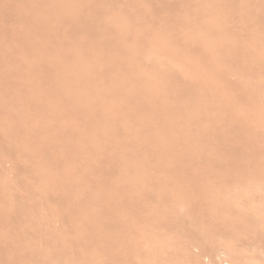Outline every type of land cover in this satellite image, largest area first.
<instances>
[{"label":"rangeland","instance_id":"1","mask_svg":"<svg viewBox=\"0 0 264 264\" xmlns=\"http://www.w3.org/2000/svg\"><path fill=\"white\" fill-rule=\"evenodd\" d=\"M99 12L105 16L93 19L94 25L113 28L110 17L117 15L126 20L119 30L128 41L136 44L137 37L143 38L137 63L149 71V78L162 83L174 112L189 117L178 121V129L202 141L199 164L190 166L177 151L168 152L167 157L177 161L185 193L166 198L154 191L124 199L126 222L115 226L123 246L114 256L90 253L75 238L82 230L80 207L40 198L33 187L45 184V179L5 130L3 119L28 109L30 99L4 95L0 187L12 204L26 202L23 209L5 210L9 218L23 220L30 238L9 245L12 253L23 254L18 264H264V0H118L99 7ZM170 30L175 32L169 35L173 47L187 48L192 60L203 65L209 66L203 39L226 38L223 46L235 48L238 56L216 65L217 71H210L204 83L192 85L180 61L156 44L155 33ZM24 63L14 62L10 77L16 79ZM169 70L172 80L166 77ZM135 104L124 100L123 107L133 109ZM149 133L140 129L129 136L153 153L155 148L145 139ZM206 157L209 168L202 165ZM147 161L152 168L161 165ZM129 178L124 181L130 183ZM95 182V175L87 181L90 186ZM80 200L90 204L82 195ZM32 213L35 221L30 220ZM101 225L106 229L104 221Z\"/></svg>","mask_w":264,"mask_h":264},{"label":"bare ground","instance_id":"2","mask_svg":"<svg viewBox=\"0 0 264 264\" xmlns=\"http://www.w3.org/2000/svg\"><path fill=\"white\" fill-rule=\"evenodd\" d=\"M117 1L0 0V70L4 71L0 109L4 95L31 101L28 109L3 119L7 135L17 140L35 163V172L45 179V184L33 187L40 198L80 207V226L87 240L80 230L75 236L78 245L90 253L112 256L123 246L115 228L127 218L121 202L154 191L166 198L185 193L177 161L170 160L168 152L177 151L180 159L196 167L203 151L201 140L178 129V121L189 117L174 112L162 93V83L149 78V71L137 63L144 51L143 38L137 37L136 44L128 41L119 30L126 20L117 15L110 17L113 28L94 25L93 19L105 16L99 7ZM170 33L175 32L155 33L156 44L180 61L192 85L204 83L220 62L236 59L235 48L222 44L226 38L203 39L209 66L203 65L192 60L187 48L175 49ZM16 61L25 63L14 79L9 67ZM166 77L172 80L174 75L169 70ZM130 99L136 102L133 109L124 108V100ZM140 129L150 131L145 139L155 148L153 153L129 136ZM147 158L160 167L152 168ZM210 164L206 157L202 165L209 168ZM94 175L96 182L90 186L87 181ZM126 177L130 183L124 181ZM1 191L0 187V264H18L23 254L12 253L9 245L30 238L23 220L9 218L5 209H23L26 202L16 206ZM81 195L90 204L82 203ZM154 208L157 211L160 203ZM35 219L32 213L30 220Z\"/></svg>","mask_w":264,"mask_h":264}]
</instances>
